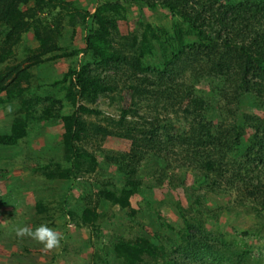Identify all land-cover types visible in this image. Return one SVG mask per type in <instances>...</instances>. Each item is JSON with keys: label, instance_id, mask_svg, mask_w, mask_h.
I'll list each match as a JSON object with an SVG mask.
<instances>
[{"label": "trees", "instance_id": "obj_1", "mask_svg": "<svg viewBox=\"0 0 264 264\" xmlns=\"http://www.w3.org/2000/svg\"><path fill=\"white\" fill-rule=\"evenodd\" d=\"M137 3L168 12L169 24L148 22L140 35L120 37L118 21L125 18L127 4ZM46 9L69 11L70 24L85 28V46H59L57 29L37 16ZM31 29L38 50L24 49L23 58L17 60L22 34ZM80 54L89 59L79 69L71 64L52 83L55 96L28 97L30 68L60 58L74 61ZM7 60L14 63L0 68V93H5L0 100L10 105L13 118L9 130L0 134V158L5 148L26 138L30 119L58 118L64 130L57 150L69 166L51 160L41 174L47 180H60L69 190L77 174H91L98 165L97 156L81 142L94 135L132 141L128 152H105L125 182L120 186L100 182L96 193L80 199L81 221L92 230L100 231L101 202L128 210V218L143 228L130 201L142 187L139 169L151 168V173L170 150L187 161L183 165L200 173L201 188L235 194L239 206H246L247 198L256 216L264 212V0H102L94 12L81 11L64 0H0V65ZM121 90H128L134 101L153 98L165 110L182 113L188 131H181L170 119H159L158 114L143 124L128 122L125 114L105 126H89L82 119V114L100 115V111L79 101L94 102L100 94ZM34 100L46 103L40 115L31 110ZM66 104L74 111L60 115L58 109ZM247 104L252 109H246ZM112 124L124 131L111 130ZM169 168L166 164L164 169ZM64 206L63 214H74ZM36 207L39 214L47 213L43 201ZM181 211L175 223L158 214L160 228L149 237L138 231L130 237L117 235L115 260L121 264H251L252 251L245 241L207 230ZM262 230L254 232L264 237Z\"/></svg>", "mask_w": 264, "mask_h": 264}, {"label": "rangeland", "instance_id": "obj_2", "mask_svg": "<svg viewBox=\"0 0 264 264\" xmlns=\"http://www.w3.org/2000/svg\"><path fill=\"white\" fill-rule=\"evenodd\" d=\"M64 1L72 2L81 11L87 9L94 12L102 0ZM37 16L45 19L50 28L57 29L54 34L59 46L68 49L85 46V28L70 24L69 11L60 14V10L46 9L37 12ZM158 21L168 25L169 13L160 9L151 10L142 3L127 4L125 18L118 21L119 36L131 38L133 33L140 35L145 24ZM38 47L39 43L32 29L22 34L21 45L16 49L19 52L17 60L23 58L21 52L24 49L36 51ZM88 59L89 56L80 54L74 61L60 58L40 67L30 68L32 78L28 97L34 99L46 94L55 96L57 90L52 87V83L61 78L71 64L75 69H79ZM11 63L14 61L7 60L0 68ZM3 97L5 93H0V99ZM133 101L128 90L110 95L100 94L94 102L79 101V104L100 111V115L91 113L82 114L81 117L89 126L93 123L105 126L110 120L117 122L124 114L128 122L142 124L153 120L158 114L159 119H170L176 127H181V131H188L182 113H174L171 108L165 110L163 103L157 104L153 98ZM35 102L31 110L34 109L36 115H40L46 103ZM244 107L252 109L249 104ZM9 108H11L9 104H4L0 100V134L7 132L12 122L13 115ZM58 110L60 115H64L74 111V108L66 104ZM111 128L114 131H124L116 129V124H112ZM63 130V122L58 118L39 121L34 117L28 121L26 138L18 145L5 148L1 152L0 264H121L115 260L113 251L117 235L130 237L138 231L149 237L160 228L158 214L162 219L175 223L179 219L180 208L181 212L195 224L201 223L207 230L222 232L228 239L245 241L252 251L251 264H264V237L254 232L261 227L264 236V212L260 217L256 216L253 204L248 202L247 198L246 206H239L240 202L235 198V194L213 192L208 187L201 188L200 173L196 174L183 165L187 161H182V158L172 154L171 150L160 167H152L151 173V168L139 169L143 179L142 187L130 201L132 209L136 210V219L143 228L128 218V210L122 211L119 206H112L106 202H101L97 208L100 214L104 213L99 219L100 231L96 232L90 226L84 225L80 216L83 207L81 197L91 192L96 193L95 185H99L100 182L108 180L117 186L125 182V176L115 163L107 161L105 152H128L132 141L124 137L107 136L102 139L94 135L89 140L81 142L80 145L84 149L97 156L98 165L91 174H77L71 189L68 190L60 180H47L41 174V170L51 160L61 162L64 168L69 166V163L62 160L57 150ZM166 164L171 166L169 170H165ZM95 200L96 195H93V201ZM39 201H43L46 206V214L37 212L36 205ZM64 204L66 209L74 212L73 215L63 214ZM42 224L63 237L60 247L46 251L31 237L27 235L21 237L15 233L16 227L34 230ZM247 230L253 231H250L249 235H244V231Z\"/></svg>", "mask_w": 264, "mask_h": 264}, {"label": "clouds", "instance_id": "obj_3", "mask_svg": "<svg viewBox=\"0 0 264 264\" xmlns=\"http://www.w3.org/2000/svg\"><path fill=\"white\" fill-rule=\"evenodd\" d=\"M9 111H11V108H9ZM15 233L17 236L22 237L27 235L31 237L33 240L40 243L46 251L60 247L61 240L63 239L60 234L43 224L36 227L34 230H30L27 227H16Z\"/></svg>", "mask_w": 264, "mask_h": 264}, {"label": "crops", "instance_id": "obj_4", "mask_svg": "<svg viewBox=\"0 0 264 264\" xmlns=\"http://www.w3.org/2000/svg\"><path fill=\"white\" fill-rule=\"evenodd\" d=\"M4 98V97H3Z\"/></svg>", "mask_w": 264, "mask_h": 264}]
</instances>
